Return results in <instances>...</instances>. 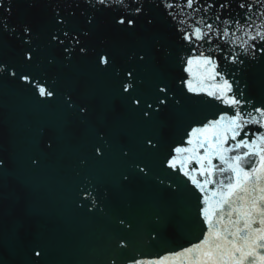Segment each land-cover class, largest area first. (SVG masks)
<instances>
[{"label": "water", "instance_id": "water-1", "mask_svg": "<svg viewBox=\"0 0 264 264\" xmlns=\"http://www.w3.org/2000/svg\"><path fill=\"white\" fill-rule=\"evenodd\" d=\"M9 2L12 25L31 23L34 30L25 36L28 44L15 39L0 43V60L35 80L29 85L0 73V159L6 161L0 170V261L130 264L198 242L204 227L201 194L167 160L192 127L214 118L224 106L187 91L181 82L191 78L183 70L185 61L212 55L230 79L234 74L246 98L255 106L264 104V53L256 51L253 58L251 49L245 55L241 47L248 41L258 49L264 42L249 41L248 29L238 30L235 24L248 23L253 35L258 28L264 31V0H196L193 8L186 0H106L103 6L96 0H38L35 8L27 6L31 0H4ZM137 4L153 24L146 26L141 17L136 30L126 32L116 21L136 16ZM57 14L68 22L57 24ZM246 16L251 20L245 21ZM205 24L213 25L211 32ZM195 27L208 33L205 40L183 41V32ZM225 28L227 38L216 34ZM61 30L69 32L70 38L60 36L66 52L50 40ZM77 36L80 45L74 42ZM155 37L162 38L166 55L153 48ZM28 47L36 50L31 62L23 59ZM137 53L145 59L135 58ZM102 55L114 58L112 67L98 64ZM231 55L244 63H230L226 57ZM128 71L134 87L124 92ZM37 84L55 88L54 98L39 97ZM68 95L76 105L87 106L86 118L66 106ZM165 96L166 103H158ZM148 104L152 107L145 116ZM49 137L52 151L45 148Z\"/></svg>", "mask_w": 264, "mask_h": 264}, {"label": "snow or ice", "instance_id": "snow-or-ice-1", "mask_svg": "<svg viewBox=\"0 0 264 264\" xmlns=\"http://www.w3.org/2000/svg\"><path fill=\"white\" fill-rule=\"evenodd\" d=\"M120 2L123 3V0ZM186 2L188 8H193L196 0H186ZM37 3L38 0H31L27 6L35 8ZM96 3L103 6L106 0H96ZM164 7L172 9L173 5L167 4ZM220 7L224 8L226 5L222 3ZM239 7L245 8L246 5L241 3ZM247 8L250 10L251 6ZM0 9H3V13H0V43L7 39H15L21 44H28L29 40H26L25 36L32 35L34 26L31 23H24L19 27L12 25L11 2L5 4L4 0H0ZM134 11L136 16H121L116 21L123 26L124 31H135L141 17L146 26L153 24V18L144 11L143 5L137 4ZM167 14L173 15L171 12ZM250 20V17H245V21ZM55 22L64 25L68 21L67 18L61 19L60 14H57ZM87 23L90 27H95L92 18H88ZM180 23L184 22L180 21ZM224 23L227 24L228 21ZM235 24L238 30L248 29L244 31V35L249 41L259 39L264 42V31L258 28L253 35L248 23L242 26L237 20ZM205 27L208 32L213 29L212 24H205ZM177 31L183 30L177 28ZM207 34L201 27H195L191 32L184 31L182 39L191 43L194 39L205 40ZM216 34H222L227 38L229 31L225 28L222 33L217 31ZM61 35L70 38L68 31L61 30L59 34H51L50 40L61 45L66 52L68 46L60 39ZM161 39V37L154 38L153 48L157 53L166 55L167 49ZM74 42L77 45L81 44L78 36ZM241 47L245 55H248L251 49L250 54L253 58L256 51L264 53V43L257 49L255 44L250 45L248 41H244ZM221 50L217 49V51ZM35 51L31 47L25 49L24 61L31 62ZM79 51L86 52V48L80 46ZM135 58L143 61L145 56L137 53ZM226 59L233 64L244 63L236 55ZM113 63L114 58L110 55H102L98 59L99 65L109 68ZM185 64L183 70L189 73L191 78L181 82L187 91L204 94L224 106L214 118L206 119L198 126L192 127L186 133V141L181 146L174 147L172 150L174 155H170L167 160V166L181 172L201 194L199 199L203 206L200 207L199 214L204 225L202 236L198 242L178 252L156 259H133L130 264H264V131H260L264 129V104L255 106L246 98L239 87V82L234 79V74H231L233 78L230 79L212 55L201 53L198 57L188 58ZM193 65L196 66V71L193 70ZM12 67L13 65L8 61L0 60V73L5 78L11 77L14 81L29 85L34 82L35 77L30 73L11 71ZM126 78L127 82L122 85L124 92L134 87L132 71L127 72ZM34 91L45 100L56 95L55 88L50 89L43 84H37ZM159 91L166 93L167 88H161ZM133 103L139 105L141 100L135 98ZM158 103H166V96L158 100ZM65 104L69 109H74L80 114L81 118H86L88 113L86 105H76L71 95L65 98ZM151 107V104L147 105L145 116L149 114L147 109ZM250 126H256V130L254 131ZM147 143L151 144L152 141L149 140ZM45 148L48 151L54 150V140L51 137L45 141ZM96 152L99 154V147L96 148ZM32 164L38 166V158H33ZM5 166L6 161L0 159V170ZM124 179L126 180L127 177ZM33 251L36 256L40 255L39 251L35 249ZM0 264L3 262L0 261Z\"/></svg>", "mask_w": 264, "mask_h": 264}]
</instances>
